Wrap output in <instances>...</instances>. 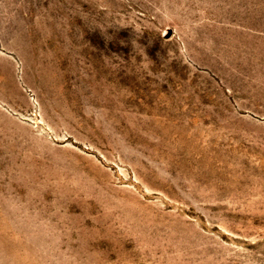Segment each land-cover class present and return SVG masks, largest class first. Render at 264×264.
I'll list each match as a JSON object with an SVG mask.
<instances>
[{
	"label": "rangeland",
	"instance_id": "obj_1",
	"mask_svg": "<svg viewBox=\"0 0 264 264\" xmlns=\"http://www.w3.org/2000/svg\"><path fill=\"white\" fill-rule=\"evenodd\" d=\"M0 264H264V0H0Z\"/></svg>",
	"mask_w": 264,
	"mask_h": 264
}]
</instances>
